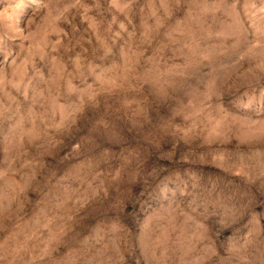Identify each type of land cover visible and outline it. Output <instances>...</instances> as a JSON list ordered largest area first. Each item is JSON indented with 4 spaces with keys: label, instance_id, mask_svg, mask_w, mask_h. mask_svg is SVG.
Returning <instances> with one entry per match:
<instances>
[{
    "label": "rangeland",
    "instance_id": "obj_1",
    "mask_svg": "<svg viewBox=\"0 0 264 264\" xmlns=\"http://www.w3.org/2000/svg\"><path fill=\"white\" fill-rule=\"evenodd\" d=\"M0 264H264V0H0Z\"/></svg>",
    "mask_w": 264,
    "mask_h": 264
}]
</instances>
